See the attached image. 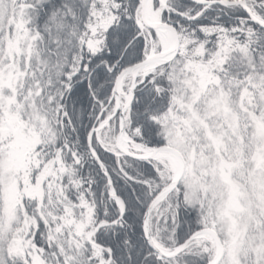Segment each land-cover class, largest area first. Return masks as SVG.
Wrapping results in <instances>:
<instances>
[{
    "label": "snow or ice",
    "instance_id": "snow-or-ice-1",
    "mask_svg": "<svg viewBox=\"0 0 264 264\" xmlns=\"http://www.w3.org/2000/svg\"><path fill=\"white\" fill-rule=\"evenodd\" d=\"M0 264H264V0H0Z\"/></svg>",
    "mask_w": 264,
    "mask_h": 264
}]
</instances>
